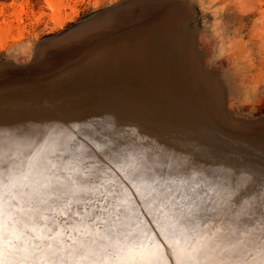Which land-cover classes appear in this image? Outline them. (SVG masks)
<instances>
[{"label":"rangeland","instance_id":"374dc122","mask_svg":"<svg viewBox=\"0 0 264 264\" xmlns=\"http://www.w3.org/2000/svg\"><path fill=\"white\" fill-rule=\"evenodd\" d=\"M64 3H67V7L64 8L65 13L68 12L67 14L72 17L63 26L50 29L47 27L50 9L46 7L45 0H0V73L3 72L0 77L2 81H9L3 82L7 84L0 90V118L2 116H10L11 113L22 110L23 105H25L24 108L28 105L31 106L30 108L27 107V110L28 108L30 110L32 107L44 103L56 106L58 102L69 99L71 106L68 109L70 111L73 110V112L68 114V111H66V116L69 115L67 118L74 117L75 122H77L75 125L83 123V125H88L95 129L102 128L108 122L109 111L114 109L115 105H118V102L128 105L129 101H134L138 107L142 106L146 108L148 106L147 108L155 110H157L155 107L158 105L164 106L163 102H165L172 107V110H170L169 114H166L168 118H164L163 120L174 124L180 123L178 121H181V119L187 121L189 118H184L183 116L178 118L179 112L184 111V113L193 116V119L189 120L195 123V128L200 130V134L202 137H205V141L213 140L215 141V146H218L217 150L222 148L219 150L222 153L220 156L221 161H216V163H212V161L210 164H204L196 168L204 173H207L212 168L216 169L218 165H224V158L227 157L224 154L231 152L226 147L223 153V143L226 139L230 138L234 141L254 139V141L258 142L262 140V143H257L260 145L257 147L264 148V136L259 135L262 136L260 139H247V134H253L251 136L255 137L254 135L258 132L264 131V111L260 113L259 110L260 106L264 110V66L259 61L260 55L258 53V47L262 41L257 40L252 35L255 24L264 23V0H64ZM22 8L24 10L20 12ZM163 26L165 27L161 28ZM200 34L204 35L207 40H213L215 43L214 53L211 54L213 56H210L209 60L206 58V61H208L207 66L204 64L205 55H202L203 53L200 50ZM154 35L157 37V41H155ZM183 36L184 38H181ZM151 37L154 39V42L151 41ZM185 39L187 40V44L189 43V47L192 48V54L194 53L193 61L197 60L195 61V64L197 63L196 70H194L190 62H188V58L184 57L189 71L197 76L199 84L202 83L200 77L204 74L206 77L218 82L220 86L223 101L221 98H218L216 108L222 109V113L219 112L221 117L212 113L213 111L210 114L208 113L211 110L210 104L208 106V103H210L208 100V103H204L203 105L208 108L199 107L188 95V92L192 93V91L186 85H183L184 81L181 80V77H173L170 73L161 74L158 72V61L161 60L167 62L168 65L170 64L169 58L173 52L169 49L172 47H174L172 49L178 48L177 55L179 53L181 56H187L185 54ZM113 40L118 41L120 46L113 44L109 47V51H114L116 56L119 57L124 53L127 59L119 60L117 57H113L112 59L109 58L110 55H106L108 58L101 57L102 59L98 60L99 53L96 51L97 46H105L104 43H112ZM146 40L151 42L150 45L146 43ZM78 41H82V44H87V46L79 49L83 45ZM60 45L67 47V52L66 55L59 57L58 63L54 64L48 59L56 55L52 53ZM148 46H151L152 53L151 51H147ZM71 47L74 49L73 51ZM224 50H232L235 53L236 62L233 65L235 70L231 68V72L230 68H214L216 66L214 64L217 63L216 61L222 56H220L221 51ZM94 51L97 55L93 54ZM109 60L120 62L126 69L123 68L121 70L119 67L112 66V70L111 65L108 64L110 63ZM28 69L34 70L38 74L29 75L26 72ZM202 71L204 72L202 73ZM4 72L8 74L12 73L13 76L4 74ZM68 73H70V76L66 78ZM215 73L217 74L215 75ZM217 76H219V79ZM26 77H29V79L22 80L26 79ZM60 77H62V81H58ZM14 78L20 79H15L16 81L10 80ZM113 80L118 85H122L123 92L121 94L115 92L109 85L110 81L114 82ZM131 80L136 84L132 83ZM14 83H17L16 85H19V83L26 85L24 86L25 89L21 88L24 92L36 90L43 92H38L37 96L34 93L27 95V97H30L31 94L34 95L31 101H27L25 98L20 99L15 94H22L23 92L17 93L21 89L7 86ZM60 84L63 87L57 88V90L52 89L61 86ZM95 85L96 87H100V89H94L95 91L93 90V92L90 91L89 93L93 94H90V96L92 95L91 98H73L76 95V88L82 86L83 89H89ZM139 85H142V87L140 88ZM134 90L136 92L138 90L139 94L138 92L135 93ZM13 92L14 96H6V94ZM131 93L140 96H131ZM147 93L149 94L148 97L146 96L148 95ZM171 93L175 99L172 96H168ZM103 94H106V97H100ZM128 94L130 96L129 99H127ZM2 96L5 97L2 98ZM177 97L182 100L186 107L177 102ZM259 98L263 102L259 101ZM83 102L85 104L89 102V106L82 107ZM218 104L221 106H218ZM41 108V111L46 110V107H40L39 109ZM157 111L156 115L163 118L164 115L159 112H162V110ZM236 114L237 116H235ZM199 130L191 128V131ZM168 133V135L171 134L170 132ZM173 135L167 138L172 143L179 137L177 133ZM217 135H227L229 137H221L223 141L217 138ZM218 142L223 143L220 144ZM254 144L256 143H249L248 146L244 147L241 145L243 147V150H240L241 157L246 156L248 159L251 150L255 151L256 149V147L252 148ZM94 152L95 150L83 152V159L89 165H97L100 168H104L106 162L102 161V154L98 151L92 154ZM229 155L231 154H228L231 160L228 166H230L231 162L237 163L235 161H237L238 157H231ZM228 157L227 161L230 159ZM238 160V172L240 173L245 171L246 161L241 160V163L240 159ZM132 214L131 212L130 222L141 223L142 227L154 234L156 233L155 239H159L158 241L161 244L165 243L164 239L159 236V226L152 223L153 216L145 212H141L136 216ZM223 228L224 239L222 247H229L233 239L230 240V234H228L229 228L225 224ZM164 250L167 251V248L165 247Z\"/></svg>","mask_w":264,"mask_h":264},{"label":"snow or ice","instance_id":"6c2138e0","mask_svg":"<svg viewBox=\"0 0 264 264\" xmlns=\"http://www.w3.org/2000/svg\"><path fill=\"white\" fill-rule=\"evenodd\" d=\"M0 135L6 137L0 143V264H240L224 258L235 247H222L225 223L233 235L259 233V259L252 264H264V195L244 202L237 214L251 216L252 228L240 229L221 214L250 184L264 193V170L240 172L224 194L212 174L174 167L143 149L121 153L114 138L105 135L100 143L88 125ZM86 143L107 150L103 169L83 159ZM113 172L155 208L152 223L164 244L130 222L124 185L105 178Z\"/></svg>","mask_w":264,"mask_h":264},{"label":"bare ground","instance_id":"6f19581e","mask_svg":"<svg viewBox=\"0 0 264 264\" xmlns=\"http://www.w3.org/2000/svg\"><path fill=\"white\" fill-rule=\"evenodd\" d=\"M45 1H46V7H48L50 9V12L48 13L49 17H50L49 21L47 23L48 28L54 29L56 27H61L72 17V16L67 14L68 12L65 13V11H64V8L67 7V3H64V0H45ZM11 5L14 6V4H12V3H11ZM1 9H2V7H1ZM185 9H183V10H185ZM23 10L24 9L22 8L20 10V12H22ZM186 11H187V9H186ZM186 16H187V14H186ZM169 26H167V27H169ZM159 27H160V24H159ZM164 27L165 26H163L161 28H164ZM252 35L257 40L262 41L258 47V53L260 55L259 61H260V63H262V66H264L263 65V63H264V23L255 24V26L253 28ZM153 37L155 39L157 38L155 35ZM181 38H184V36ZM199 39H201L200 50L203 53L202 55H205L204 64H206V66H207L208 61H206V58H208L207 60H209V57L213 56L211 54L214 53L213 51H214L215 43L213 40H207V38L202 34H200ZM151 41L154 42V39L152 37H151ZM155 41H157V39ZM158 41H160V40L158 39ZM146 43H148L150 45L151 42L146 40ZM162 43H163V41H162ZM168 44H169V42H168ZM180 44H183V43H180ZM185 44H186V53L185 54L187 56H181V55H179V53L177 55L178 48L172 49V48H174V47H172L169 50L172 51L173 53L171 54L170 58L168 57L170 64L168 65L167 62H163L161 60L158 61L157 62V64H158L157 66H159L158 72L161 74L162 73H165V74L170 73L171 75H173V77L174 76H176L178 78L181 77V80L184 81L183 85L184 86L186 85L192 91V93L188 92V95H190V98H192L196 102V104H198L199 107H202V108L203 107L206 108L207 106H203V105H204V103L207 104L209 101L210 103H208V106L210 104L211 110L208 113L210 114L211 111H213L212 113H214L215 115L217 114V116L219 115L221 117L219 112L222 113V109L216 108L218 98H221V100L223 101V98L221 97L220 86H219L218 82H215L212 78L206 77L204 74H202L203 77L198 76L201 78V81H202V83L199 84V82L197 80V76H195L192 72L189 71V68L184 61L185 58H188V62H190L192 69L196 70V64L197 63L195 64V61H197V60L193 61V54L194 53L192 54V48L189 47V43L187 44V40L185 41ZM167 47H168V45H167ZM163 49H164V46H163ZM183 49H182V51H183ZM224 49H226V48H224ZM160 50H162V49H160ZM147 51H151V53H152L151 46L150 47L148 46ZM220 56H221L220 59L216 61L217 62L216 64H214V65H216L214 68H216V69H220V68H225V69L227 68L228 69V68H230V72H231V68L235 70V68L233 67V65L236 62L234 51H232V50L221 51ZM162 59L164 60V58H162ZM166 61H168V60H166ZM157 66H155V67H157ZM202 70H204V69H202ZM225 71H227V70H225ZM203 72L204 71H202V73ZM211 72H212V70H211ZM69 74L70 73H68L66 75V78L70 76ZM216 74L217 73H215V75ZM219 75H221V74H219ZM117 76H118V74H117ZM225 76H227V75H225ZM109 77H110V73H109ZM217 77L219 79V76H217ZM61 78L62 77H60L58 81H62ZM167 78H168V76H167ZM228 78H230V77L228 76ZM139 79H140V77H139ZM76 81H78V80H76ZM131 81H132V83H134L133 80H131ZM134 84H136V83H134ZM109 85L118 94H121L123 92L122 85L119 84L121 86L120 87L117 83H115V81L114 82L110 81ZM221 85H223V84H221ZM133 86L135 87V85H133ZM13 87H14V85H13ZM61 87H63V85L57 86L56 88H52V89L57 90V88H61ZM127 87H129V86H127ZM141 87H142V85L140 86V88ZM145 87H147V86H145ZM227 87H228V85H227ZM20 88H24V87H20ZM124 88H126V87H124ZM76 89H75L76 95L73 98H83V97L91 98L93 94L89 93V92L90 91L93 92L94 89L95 90L100 89V87H96V85H95V86H91L89 89H83V87L80 86ZM155 89H156V87H155ZM135 90H136V88H135ZM130 92H132V91H130ZM137 92L139 94L138 90H137ZM137 92L135 91V93H137ZM218 93H219L220 97H219ZM253 93H254V91H253ZM90 94H92V95L90 96ZM138 94H135V95H138ZM34 95H36V94H34ZM34 95H31L30 97L24 96L23 99L25 98V99H27V101L28 100L31 101V99L34 98ZM130 95L132 96L133 94L131 93ZM135 95H133V96H135ZM154 95H156V94H154ZM101 96L106 97V94L100 95V97ZM138 96H140V95H138ZM146 96L148 97L149 94ZM129 97L130 96L128 94L127 99H129ZM199 97H200V103H199ZM140 100H141V98H140ZM258 100L261 101L262 99L259 98ZM32 101H34V100H32ZM146 101H147V98H146ZM261 102H263V101H261ZM128 103L129 104L126 105L124 103L118 102L117 103L118 105H115V108L112 109L111 111H109V114H108L109 120L107 119L108 122L105 123V125H103L102 128L101 127L95 128V130L99 134L97 136V140L100 143H103V138L105 135H107L109 137L114 138V140L117 142V149L121 153H126L129 150H136L137 152H139L141 149H143V151H145V152H147L153 156H155L156 154H159L160 157H162V158L168 157L172 162V166H174V167L183 166V167L188 168V169H196V168L201 167L204 164H210L212 161H213L212 163H214V162L216 163V161H221L220 156L222 155V153H220L219 150H221L222 148L217 150L218 146H215V141H213L212 139H211L212 141H208V142L205 141V137L201 136L200 130L195 128V125H194L195 123L192 120H189V119H193L192 116L188 115L187 113H184V111L181 110L182 112H179L178 118L180 116H183L184 118H189V119L187 121H183L181 119V121L180 120L178 121L180 123L174 124L170 121L163 120L164 118H168V117H166V114L167 113L169 114L170 110H172V107L165 102H163L164 106L161 107L158 105L157 107H155L157 110H162V112L161 111H159V112L162 113V115H164L163 118L157 116L156 114L158 111L153 109V108L152 109L147 108L148 106L146 108L142 107V106L138 107L134 101H129ZM255 103H257V102H255ZM144 104H145V102H144ZM263 104H264V102H263ZM229 105H231V104H229ZM24 106L25 105H23L22 110H18L14 113H11L10 116L9 115L5 116L3 114L5 117L2 116V118H0V133H7L8 136H11V137H21V136H24L25 134L29 133L34 128H38L41 126L52 127L56 131H59L61 128H64L65 126H72V125H75L77 123V122H75L76 120L74 117H68L67 118V116H69V115L66 116V111H68V114L73 112V110L70 111L68 109L71 106V102H69V99L58 102L56 104V106H52L50 109L48 108V110L46 109L44 111H41L42 108L39 109L40 107H37L38 105L36 107H32V109H30V110H29V108L31 106L28 105L25 108H24ZM83 106L88 107L89 102H87L86 104L83 102L82 107ZM178 106L180 107L179 104H178ZM218 106H221V105L218 104ZM27 107H29L28 110H27ZM103 109H104V107H103ZM259 110H260V113L264 111L261 106L259 107ZM190 112H193V111H190ZM233 113H234V111H233ZM64 114H65V116H64ZM170 115H174V114H170ZM235 116H237V114ZM173 121H174V118H173ZM176 124H178V125H176ZM80 125L83 126V123ZM191 128H194V129L199 130V131H191ZM188 130H189V132H188ZM168 132H170L171 134L168 135L169 134ZM172 133L173 134L177 133V135L180 136L179 138H177V140L175 139L174 143H172L170 141V139H167V138L171 137V135H173ZM4 142H6V137L3 135H0V143H4ZM254 142L256 144H254V146L252 145L253 146L252 148L256 147V149H255V151L253 150L254 152L251 150V152L249 153L250 157L248 159L246 158V156L241 157L240 150H243V147L246 145L248 146L249 143L252 144ZM260 142L262 143L263 141L260 140L258 142V141H254V139L253 140H247V141H244V140L243 141H237V140L234 141L233 139L229 138V139H226V141H224V143L222 142L224 144L223 145V147H224L223 153L225 152V148L228 147V149L231 152L224 154L225 156L228 157V154H231L229 156L238 157V159H240V162H241V160L246 161V166H245L246 169L245 170L247 172H254L257 176H259V173L262 170H264V148L263 147H260V148L257 147V146H260L257 144V143L260 144ZM218 143H220V142H218ZM222 143H220V144H222ZM241 145H243V147H241ZM250 147H251V145H250ZM92 150H95V152L92 154H95L97 152L95 147H93L91 144L86 143L84 152L92 151ZM100 154H102V158H101L102 161L106 162L105 157L108 154L107 150H105L104 152H100ZM227 157L224 158L225 160L223 159L224 160L223 166L218 165V167H216V169L212 168L210 171H208L206 173V174L210 173L213 176L218 178L217 184L219 185V191L224 193V194H227L231 190L233 179L237 178L238 174H239V172H238L239 171V163H238L239 160L236 159L237 161H235V162H237V163L231 162L232 165L230 163V166H228L231 158L228 157L230 159H228V161H227ZM160 162L163 163L164 161L161 160ZM113 163H114V161H113ZM240 167H241V165H240ZM101 169H103V168H101ZM105 178L106 179H115L117 182V185H119V184L124 185V188L127 191L128 197L131 200V206L130 207H131V212L133 213L132 215L136 216L141 212H145L148 215L154 217L155 208H151V209L149 208V205L145 202L144 197L137 194L136 186L131 181L125 180L124 177L121 176V174L119 172L109 173ZM225 182H227V183H225ZM258 194L264 195V193H260L258 184H250V185L246 186L245 188L239 190L237 192V194L234 197H232L231 200H229L228 202L223 204L221 214L225 215L227 217H231L234 221L235 226L239 227L240 229H243L245 225H247L248 228H252L253 219L251 216H245L243 214L237 215V214L242 212V207H243L244 202L248 201L249 199H254ZM217 199L219 200V197H217ZM236 201H240V204H237ZM217 206H220V205L218 204ZM257 215H258V213H257ZM225 225L229 228L228 223H225ZM228 234H230V238H231L230 240L233 239V242H231L229 244V247H231L232 245H235V247L232 249L231 252L225 254V257H224L225 259H228L230 257L231 261H238V262H240V264H252V262L254 260L259 259L258 255H257L258 245H259V240H258L259 233L258 232L251 233L248 235H241L240 233L233 235L231 229L229 228ZM161 242H163V241H161Z\"/></svg>","mask_w":264,"mask_h":264},{"label":"water","instance_id":"95a60500","mask_svg":"<svg viewBox=\"0 0 264 264\" xmlns=\"http://www.w3.org/2000/svg\"><path fill=\"white\" fill-rule=\"evenodd\" d=\"M78 40V39H77ZM76 41V40H75ZM78 42H80V44L81 45H83L82 44V41H78ZM117 45V46H120L119 45V43H118V41H116V40H113V42L112 43H109V42H107V43H104V45L105 46H103V45H99V46H97V48H96V51L99 53V56H98V60L99 59H102V58H104V57H106V58H108L106 55H110V57L109 58H112L113 59V57H117L119 60L120 59H127V57H126V54H121L120 55V57L119 56H116V54H115V52L114 51H109L110 49H109V47H111V45ZM85 46H87V44H85V45H83L82 47H80L79 49H81V48H83V47H85ZM105 47H106V49H105ZM67 47H65V46H59L55 51H54V53H52V54H56V55H54V56H52V57H50L48 60L50 61V62H53L54 64L55 63H58L59 62V57H61V56H64V55H66V52H67ZM71 50L73 51L74 49H72V47H71ZM93 54H96L95 53V51H94V53ZM97 55V54H96ZM102 57V58H101ZM90 58V57H89ZM59 59V60H58ZM96 59H97V57H96ZM128 61V60H127ZM109 62L110 63H108V64H110L111 65V69H112V66H115L116 68L117 67H119L121 70H123V65L120 63V62H115V60H109ZM128 64H129V62H128ZM51 65H52V63H51ZM130 65V64H129ZM115 69V68H114ZM124 69H126V68H124ZM113 70V69H112ZM125 71V70H124ZM29 75H35V74H38V73H35L36 71H34V70H27L26 71ZM3 74V72L2 73H0V76ZM4 74H8V73H6V72H4ZM26 74V73H25ZM8 75H12V73H9ZM13 76V75H12ZM34 77V76H33ZM18 80V79H20V78H14V79H10V80H14V81H16V80ZM29 79V77H26V79H22V80H28ZM21 80V81H22ZM13 81V82H14ZM3 82H9V81H2L1 80V77H0V90H1V88H3V85H4V87H5V84H7V83H3ZM17 83H14V84H10V85H7V86H13V85H15L14 87L15 88H17V89H21L20 87H24V86H26V85H21V84H19V85H16ZM149 87V86H148ZM23 89H25V88H23ZM150 89H151V87H150ZM17 92H23L22 94H15V96L16 97H19L20 99L21 98H23L25 95L27 96V95H29L30 93H34V94H37L38 92H43V91H40V90H36V91H28V92H24V91H22V89L21 90H19V91H17ZM36 92V93H35ZM2 93H4V91H2ZM5 94V93H4ZM168 94V93H167ZM31 95H33V94H31ZM6 96H14V92L13 93H11V94H6ZM168 96H172L174 99H175V97L173 96V94L171 93V94H169ZM5 96H2V98H4ZM172 98V99H173ZM176 100H177V102H180L181 104L180 105H183V107H186L185 106V104H183V102H182V100L181 99H179L178 97L176 98ZM38 107H46V109H48V107H49V109L52 107L50 104H47V103H44V104H40V105H38ZM188 109V108H187ZM193 117V116H192ZM248 136H247V139H250V138H259L260 139V137H262V136H264V131L263 132H258L256 135H254L255 137H252L251 135H253V134H247ZM259 135H262V136H259ZM219 136V137H218ZM227 136V135H226ZM226 136H220V135H217V138H219V139H222L221 137H226ZM180 137V136H179ZM179 137H177V138H179ZM227 137H229V136H227ZM238 139H240L239 137H237Z\"/></svg>","mask_w":264,"mask_h":264}]
</instances>
